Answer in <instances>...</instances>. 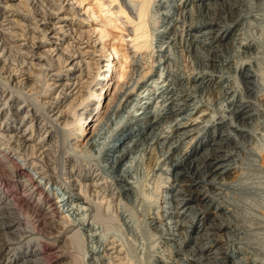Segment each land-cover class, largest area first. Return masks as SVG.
I'll return each instance as SVG.
<instances>
[{
	"label": "bare ground",
	"instance_id": "bare-ground-1",
	"mask_svg": "<svg viewBox=\"0 0 264 264\" xmlns=\"http://www.w3.org/2000/svg\"><path fill=\"white\" fill-rule=\"evenodd\" d=\"M153 7H163L157 22ZM208 91L218 110H207ZM263 114L264 0H0V130L8 146L0 166L24 175L22 193L28 202L37 195L32 207L44 227L75 229L68 239L87 246L90 264H110L125 248L97 239V213L90 224L75 216L106 190L108 208L128 207L141 191L129 174L142 154L147 174L166 181L160 202L143 194L142 220L128 207L143 243L156 236L162 247L151 244L148 264H264V142L255 130ZM69 154L76 163L65 172ZM21 158L37 176L18 167ZM48 170L74 190L75 206L50 197ZM48 246L11 253L0 244V259L60 264L62 246Z\"/></svg>",
	"mask_w": 264,
	"mask_h": 264
},
{
	"label": "rangeland",
	"instance_id": "rangeland-1",
	"mask_svg": "<svg viewBox=\"0 0 264 264\" xmlns=\"http://www.w3.org/2000/svg\"><path fill=\"white\" fill-rule=\"evenodd\" d=\"M175 1V0H174ZM155 6V5H154ZM160 8H163V7H153L152 8V11H151V14H152V12H153V14H152V17H153V19L154 18H156L155 20H156V22H157V20H159V16H160V13H158V12H160L161 11V9ZM153 9H155V10H153ZM155 32V31H154ZM153 32V33H154ZM155 34H156V32H155ZM155 34H153V35H155ZM143 56H144V58H141L140 56H138V58H139V60L140 61H144V62H148V61H146V59H149V54H145V53H143L142 54ZM144 59V60H143ZM150 60H151V58H150ZM149 60V61H150ZM154 69V68H153ZM147 78V77H146ZM205 98H208L207 99V102H208V104H209V107L211 108H209V109H207L208 111H211V110H213L214 109V111L215 110H218L217 108H219V106H218V99L216 98V95L214 94V93H210V91H208V92H206L205 93ZM96 105V104H95ZM91 106H94V101L93 102H91ZM23 111V110H22ZM22 111H20L19 109H18V112H17V115H14V113H13V117L14 118H12L13 120H15V122L16 121H18V117L21 115V113H22ZM199 118H202V116H200ZM263 119V120H262ZM261 120V121H260ZM260 120L259 121H257V123H256V126H255V130H256V132H259L258 133V137H259V139H260V137H261V142H264L263 140H264V114L261 116V118H260ZM112 121H114V120H111V123H112ZM261 122V123H260ZM262 124V125H261ZM111 126H112V124H110ZM2 124H0V129H2ZM259 127V128H258ZM23 128V127H22ZM1 131V130H0ZM108 131H109V129L106 127H102L101 128V132H103V134H104V136H105V139H106V136L107 137H109V135H110V133H108ZM108 134H107V133ZM2 133H4V132H0V140L1 139H3V140H1L0 141V153H2V152H4V151H6V150H8V146H7V139H5L6 138V136L4 137V136H2ZM5 134V133H4ZM263 135V136H262ZM37 137L35 138L34 137V139H38V135H36ZM3 137V138H2ZM4 140H6V141H4ZM6 142V143H5ZM67 143V142H66ZM66 143H64V145H63V147L61 146V148L62 149H64V150H69V145L68 144H66ZM66 144V145H65ZM69 146V147H68ZM67 147V148H66ZM71 149V148H70ZM148 150V149H147ZM94 152V151H93ZM138 153V152H137ZM136 153V154H137ZM60 155H61V153L59 154V157H60ZM0 156H1V154H0ZM142 156V157H141ZM56 157H58V156H55V160H56ZM145 157H146V155L144 154H142V155H140V160H139V163H137V164H135V166L134 167H136V174L134 175V172H132L131 174H129V178H130V180H137V179H139V181L140 182H142V183H140L139 184V186L141 185V187H140V189H141V191H140V193L136 196V199H133V198H131V197H129L128 198V200L129 201H127L126 202V205H129L128 207H131V208H133L134 209V213L136 214V216H138L141 220H142V211L144 210L143 208V204L141 203V202H143V201H141L142 199V196H143V194H148L149 193V198L151 197V195L150 194H152V197H151V201H152V199L154 200L155 199V201L157 200V202H160V199H161V197L163 196L162 194H164V190H166V188H163L162 187V182H163V185H165L166 183V181H164V176L162 175V177L164 178H162L161 179V176L160 177H157L156 178V182L154 181V176L152 177H150V173H148L147 174V170H149L148 169V166H147V159H145ZM69 159H71V160H69V161H67V163L65 164V166H64V170H65V172L68 170L67 169V167H69L70 166V164H72V162L73 163H76L75 161H76V159H75V157H74V155L73 154H69V157H68ZM144 158V159H143ZM257 159H259V157H257ZM90 161V160H89ZM92 161H93V163H95L96 162V160H91V163H92ZM100 161V160H99ZM51 162V161H50ZM18 164H19V166L18 167H24V169H25V171H30L31 173H33L34 171H33V169L31 168V166L29 165V164H27V163H25V161H24V159H20V161L18 160V162H17ZM23 163V164H22ZM52 165H53V163H52ZM52 165H51V167H52ZM93 165V167H92V169H91V171H93L94 172V168L96 167H98V165L96 164V165H94V164H92ZM123 165H124V163H123ZM122 164L119 166V167H122L123 166ZM258 165H259V162H258ZM17 167V168H18ZM50 167V168H51ZM0 168H2L1 170H0V207H2L3 205L5 206H3L2 208H0V244H9L10 245V251H11V253H16V252H22V251H26V252H28L29 251V249L32 247V248H35V244H50V246H51V249H49L48 248V251L50 250L51 252H52V250H56L57 248H56V245H60V246H62V250H61V252L65 255V258H63V259H61V263L60 264H62V263H66V261H68V260H70L71 261V264H90V262H92L90 259H87L86 257L88 256L87 255V246L86 245H84L83 247V249H82V246L81 247H78L77 245H78V243H77V241H76V243H74V244H72V242L68 239V237H69V234H70V232L72 233V231H74V230H71L70 231V229L68 230H63V232H61V234L59 233V235H58V233L56 232V231H53L52 229H50L49 227H44L43 226V224H42V217L40 218V214L38 213V211L36 212V209L34 208V207H32V205H34L35 203H38V202H40V201H37V198H36V196L37 195H35L34 197H33V199H31L29 202H28V200H26V195H24V193H22V179L24 178V177H22V176H24V175H20V176H17V177H15V176H13L9 171H6L5 169H4V167H2V166H0ZM69 169H70V167H69ZM104 169V168H103ZM106 170V171H105ZM104 171L106 172V173H108V174H110V176H111V173L109 172V170L108 169H105ZM53 171V170H52ZM51 170H48L46 173L48 174H46L45 175V178H48V180H49V183H48V185H51V187H53L54 189H53V192H50V197H52V193H54L53 194V196H64V197H69L68 199H69V204H71V205H73V206H75L74 204H77L78 203V201L77 200H75L74 198H75V194H74V190H71V189H69V187L68 186H64V185H62V184H60V183H58L57 182V177H56V175L52 172ZM3 172H4V174H3ZM3 174V175H2ZM5 174H7V175H5ZM34 174V176H37V174L36 173H33ZM36 174V175H35ZM90 174H91V177H92V172H90ZM133 174V175H132ZM61 176V175H60ZM63 176V175H62ZM61 176V177H62ZM56 177V178H55ZM160 180H159V179ZM12 179V180H11ZM16 179H19L20 180V182L18 183V181L16 180ZM157 179L159 180V181H157ZM43 181H45V179L43 178L42 179ZM108 180V179H107ZM163 180V181H162ZM162 181V182H161ZM108 182H109V180H108ZM153 182H155V183H153ZM59 184V185H58ZM109 184V183H108ZM147 184V185H146ZM160 184V185H159ZM157 185L159 186V187H157ZM112 186H114V185H112ZM115 187V186H114ZM149 188V189H148ZM154 188V189H153ZM152 189V190H151ZM157 189V190H156ZM2 190H8V192H5V191H2ZM159 190H161L160 192H158ZM15 191V192H14ZM109 192H110V190H108ZM108 191L106 190V194H107V196H105L104 198H102L100 195H98V194H96V195H98V196H96L94 193L92 194V195H90V205H91V209H90V212H89V210L88 211H86V212H80V211H78V213L79 214H77L75 217L76 218H81V219H83V220H85V222H88L89 224H90V222L92 221V215L93 214H95V213H97L98 214V217H99V221H98V223L94 226V229L93 230H95L97 233H98V235H97V239L98 238H104V239H107V240H114L115 241V239H116V241H115V243H118L121 247H122V250H123V247L125 248L124 250H126V252L123 250V251H121V253H120V256H121V258L120 257H118V258H115L114 260H112L111 262H110V264H115L114 262H116V264H127L128 263V257L129 258H131L132 259V261H133V263L135 262V264H144V262L146 261L147 262V264H148V259L150 258L149 256H150V247H151V244L153 243V245L152 246H155V247H153V248H155L156 249V251H158L159 252V249H161L162 247H161V245L160 244H158L159 242H158V240H157V242H156V236H154L151 240L153 241V242H151V240H150V244H145V243H143L144 242V239H142V237L144 238V236L142 235V232L141 233H139L140 231H139V229H134L135 227H134V224H132V225H130V221H129V210H128V207H124V206H122V204L120 205H118L117 207L119 208H117L116 206L114 207L113 205L112 206H110L111 208H108L107 207V203H105V199H107V198H110V194L108 193ZM18 194H17V193ZM156 192H158V194L156 193ZM167 192H169V193H171L172 191L170 190V191H167ZM8 193H10V194H8ZM141 193H142V195H141ZM159 193H161V194H159ZM6 194V195H5ZM20 195V196H19ZM24 195V196H23ZM156 195V196H155ZM158 195V196H157ZM160 195V196H159ZM12 198H11V197ZM17 196V197H16ZM100 196V197H99ZM153 196H155V197H153ZM10 197V198H9ZM18 197H20L21 199H18V202H17V198ZM96 197H98V198H96ZM138 197V198H137ZM157 197V198H156ZM36 198V199H35ZM159 198V199H158ZM12 199V200H11ZM95 199H97V200H95ZM102 199V200H101ZM16 200V201H15ZM20 200V201H19ZM95 200V203L93 202ZM5 201V202H4ZM9 201V202H8ZM11 201H14V202H11ZM23 201H25L24 203H23ZM99 203H98V202ZM130 201H131V204H130ZM10 202H11V206H13V208H8V206L9 205H7V204H10ZM20 202H22V203H20ZM101 202V203H100ZM154 201H152V203H153ZM19 203H20V205H19ZM103 203V204H102ZM105 203V204H104ZM15 204V205H14ZM17 204V205H16ZM21 204H22V206H21ZM142 204V205H141ZM19 205V206H18ZM24 205V206H23ZM78 205H80V204H78ZM82 206H88V205H84V204H81ZM131 205V206H130ZM17 208H16V207ZM42 206L43 207H46L47 206V203H45V202H43L42 203ZM59 205L57 204V207H58ZM20 207V208H19ZM22 207V208H21ZM24 207V208H23ZM61 206H59V211H61L60 208ZM98 207H99V209H98ZM8 208V209H7ZM27 208V209H26ZM115 208H117L116 210H115ZM18 209V210H17ZM21 209V210H20ZM121 209V210H120ZM142 209V210H141ZM10 210V211H9ZM14 210H16V211H14ZM35 210V211H34ZM5 211V212H4ZM7 211V212H6ZM20 211V212H19ZM26 211V212H25ZM112 211V212H111ZM127 211V212H126ZM15 212V213H14ZM115 212H116V214H115ZM20 213H22L21 215H19ZM27 214V215H25V214ZM64 214L65 213H67V212H63ZM62 213V215H64ZM119 213V214H118ZM8 214V215H7ZM10 214V215H9ZM8 216V217H7ZM13 217L14 219H12L11 217ZM70 218V219H73V217H72V215H70L69 216V214L67 213V216H64V220H66V221H68L67 220V218ZM127 217H128V219H127ZM68 218V219H69ZM16 219H18V221L16 220ZM102 219V220H101ZM12 221L13 223H14V225L13 226H11V228L9 229V228H6L5 227V224H6V222H8V221ZM39 220H40V222H39ZM90 221V222H89ZM102 221V222H101ZM128 221V222H127ZM4 222V223H3ZM38 222V223H37ZM70 222V221H69ZM102 223H104V224H102ZM39 224H41V225H39ZM105 225V226H104ZM40 226V227H39ZM29 227H31V228H29ZM36 227V228H35ZM132 227V228H131ZM27 228V229H26ZM35 228V229H34ZM44 230H43V229ZM9 229V230H8ZM50 229V230H49ZM132 229V230H131ZM46 230V231H45ZM52 230V231H51ZM81 230V229H80ZM138 230V231H137ZM28 231V232H27ZM48 231V232H47ZM82 231V230H81ZM106 231H108V232H106ZM112 231V232H111ZM53 232V233H52ZM57 233V235H56V233ZM35 234V235H34ZM44 234V235H43ZM50 234H51V236H50ZM107 234V235H106ZM114 234V235H113ZM116 234V235H115ZM140 234V235H139ZM31 235V236H30ZM46 235V236H45ZM71 235V234H70ZM33 236H35V237H33ZM43 236V237H42ZM32 237V238H31ZM58 237V238H57ZM117 237V238H116ZM53 238V239H52ZM136 238V239H135ZM36 240H37V242H36ZM66 240V241H65ZM124 242H123V241ZM12 244H10V243ZM55 244V245H54ZM82 244H88L87 243V241H84V242H82ZM91 244V243H90ZM144 244V245H143ZM155 244V245H154ZM159 246H158V245ZM64 245V246H63ZM74 245V246H73ZM50 246H48V247H50ZM70 247V248H69ZM86 248V249H85ZM152 248V249H153ZM69 251H68V250ZM74 249V250H73ZM77 249V250H76ZM155 249H153V250H155ZM70 250H73V251H70ZM162 250V249H161ZM160 250V251H161ZM11 253H9V255H7V253L6 254H4L2 257H1V259H0V261H3V263L5 262H8V261H10V263L11 264H13V258H14V255L13 256H10L11 255ZM78 253V254H77ZM166 253L164 252H162V255L164 256V257H166V259H169V260H171L170 258H169V256L166 254ZM70 255H72V256H70ZM148 255V256H147ZM50 256V255H49ZM81 256V257H80ZM83 256V257H82ZM96 256H98V255H96ZM127 256V257H126ZM77 257V258H76ZM24 259V258H23ZM74 259V260H73ZM82 259V260H81ZM118 259H120V260H118ZM121 259L122 260H124L125 261V263H123L122 261H121ZM126 259V260H125ZM87 260V261H86ZM128 260V261H127ZM21 261V262H20ZM22 261L23 260H21V259H19V260H16V262L14 263V264H21L22 263ZM99 261V260H98ZM18 262H20V263H18ZM122 262V263H121ZM105 264V261H99V263L98 264ZM95 264V263H94ZM146 264V263H145Z\"/></svg>",
	"mask_w": 264,
	"mask_h": 264
}]
</instances>
